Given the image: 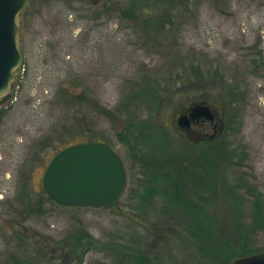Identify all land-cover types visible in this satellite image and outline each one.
Listing matches in <instances>:
<instances>
[{
	"label": "rangeland",
	"instance_id": "1",
	"mask_svg": "<svg viewBox=\"0 0 264 264\" xmlns=\"http://www.w3.org/2000/svg\"><path fill=\"white\" fill-rule=\"evenodd\" d=\"M20 23L18 74L0 109V264H16L13 258L26 253L41 264H133L130 248L137 243L146 264H215L186 233L192 215L165 211L157 225L130 234L138 227L132 222L145 219L133 210L143 170L121 140L128 132L122 110L150 76L133 118L164 129L175 153L194 145V156L226 129L234 152L244 148L241 171L264 197V0H28ZM228 85L239 98L227 94ZM204 103L217 119L180 129L178 118ZM84 142L108 145L124 163L126 188L112 208H63L43 195L51 158ZM204 197L220 242L235 213L226 212L222 197ZM79 226L95 247L76 253L53 247ZM254 247L264 255L263 233Z\"/></svg>",
	"mask_w": 264,
	"mask_h": 264
},
{
	"label": "trees",
	"instance_id": "2",
	"mask_svg": "<svg viewBox=\"0 0 264 264\" xmlns=\"http://www.w3.org/2000/svg\"><path fill=\"white\" fill-rule=\"evenodd\" d=\"M122 11L124 14L126 10ZM260 64L264 70L262 54H260ZM194 73L196 79L203 78L198 69ZM150 78V76H145L140 86L148 87L147 83H151ZM222 84L220 85L223 86ZM147 87L141 88L143 90L137 93L133 92L122 110L128 117V123H126L128 132H122V139H120L133 151L131 152L132 157L137 160L143 170V177L138 180V190L135 191L138 201L133 210L145 219L143 223L132 222L138 227L132 228L130 234L134 238L139 236L137 228L141 225L149 229L157 225L156 222L160 220L163 212L174 210L194 216L186 233L198 242L200 255L208 258L209 261L215 264H231L235 259L256 255L258 252L254 251L257 250L254 247L255 238L261 233L264 234V197L247 181V174L241 171L243 160L246 157L244 148L240 146L238 151L234 152L235 149L226 142V129H223L218 136L206 141L205 146L208 150H201L198 156L190 153L191 148L195 147L191 144L185 145L182 152H173L167 143L164 129L151 124L148 120L137 122L133 118V113L137 112V107H134L135 102H138L141 96H148ZM225 89L227 94H233L234 98H239L241 95L231 85ZM148 99L151 98L148 97ZM203 100L205 103L209 102L207 98ZM233 101L230 99L229 107L235 106ZM216 103L211 102V104ZM232 110L234 111L232 117L235 115L236 118L237 111ZM101 114L110 118L109 110H103ZM240 150L241 153H237ZM221 172L222 175H220ZM219 176L222 184H217ZM207 194L212 196L211 198L213 196L222 197L224 209L227 208L229 213H235V219L229 220L233 222L230 231L220 242L215 233L217 225L215 220L206 217L207 208L210 209L212 206L209 201L205 200L204 196ZM43 195L45 196L44 193ZM117 203L109 208L116 206ZM69 209L84 208L70 207ZM245 211L248 212V217H245ZM68 234L74 237L54 241L52 242L53 247L59 245L57 249L63 248L64 250L68 246L73 251L72 253H76L79 249H84L86 252L95 247L91 236L82 226L73 227ZM62 244H65L64 247ZM139 244L141 243L130 248L131 263L146 264L150 260L141 251V247H138ZM13 261L16 264H41L43 260L39 261L38 258H33L26 253L20 254L17 261L13 258Z\"/></svg>",
	"mask_w": 264,
	"mask_h": 264
},
{
	"label": "water",
	"instance_id": "3",
	"mask_svg": "<svg viewBox=\"0 0 264 264\" xmlns=\"http://www.w3.org/2000/svg\"><path fill=\"white\" fill-rule=\"evenodd\" d=\"M28 0H0V109L8 103L17 77L20 55V14ZM208 105H195L178 118L180 128L203 119L213 122ZM126 172L120 156L102 142H84L59 151L47 165L42 188L62 207L108 208L122 196ZM233 264H264V255L237 259Z\"/></svg>",
	"mask_w": 264,
	"mask_h": 264
},
{
	"label": "flooded vegetation",
	"instance_id": "4",
	"mask_svg": "<svg viewBox=\"0 0 264 264\" xmlns=\"http://www.w3.org/2000/svg\"><path fill=\"white\" fill-rule=\"evenodd\" d=\"M205 122L199 120L197 123L195 122L194 124L197 125L198 127L199 126H203Z\"/></svg>",
	"mask_w": 264,
	"mask_h": 264
}]
</instances>
